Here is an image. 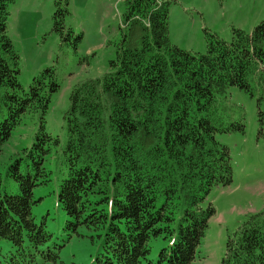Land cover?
Segmentation results:
<instances>
[{"label": "trees", "instance_id": "16d2710c", "mask_svg": "<svg viewBox=\"0 0 264 264\" xmlns=\"http://www.w3.org/2000/svg\"><path fill=\"white\" fill-rule=\"evenodd\" d=\"M13 1L0 0V155L25 116L38 114L39 130L8 166L19 192H3L0 181V264H56L62 246L32 212L43 199L36 188L51 181L47 156L61 143L45 129L60 86L54 68L28 89L20 83L7 33ZM206 39L205 53L174 45L169 2L129 0L110 71L71 92L58 202L68 238L85 229L99 240L97 264H192L198 256L216 213L207 196L233 181L230 150L217 134L245 131L224 108L228 90L264 98V20L248 34L233 29L230 41L208 31ZM158 239L165 246L153 260ZM221 264H264V209L229 237Z\"/></svg>", "mask_w": 264, "mask_h": 264}, {"label": "rangeland", "instance_id": "374dc122", "mask_svg": "<svg viewBox=\"0 0 264 264\" xmlns=\"http://www.w3.org/2000/svg\"><path fill=\"white\" fill-rule=\"evenodd\" d=\"M128 1L14 0L8 6L7 33L19 55L20 83L28 89L36 76L54 68L60 86L52 94L50 110L45 114V129L61 143L53 146L47 156L45 167L51 172V181L36 188L35 196L43 199L32 212L38 224L45 221L62 246L55 247L60 255L56 264H97L101 252L99 240L92 241L91 231L81 229V236L68 238L70 231L65 230L68 217L58 202L60 183L68 175L64 114L77 85L110 71V61L116 58L121 43ZM160 1L169 2L171 42L192 53L207 52L206 31L230 41L233 29L248 34L264 20V0ZM56 19L63 20L62 29L57 28ZM227 100V114L233 121L244 122L245 131L217 134V140L230 150L233 181L213 188L207 196L205 205L213 206L216 213L192 264H221L229 237L251 215L264 209V98L232 87ZM38 126V114L25 116L4 145L0 155L3 192H19L8 175V166L31 146ZM163 246L162 239L153 240L150 258L156 260Z\"/></svg>", "mask_w": 264, "mask_h": 264}]
</instances>
